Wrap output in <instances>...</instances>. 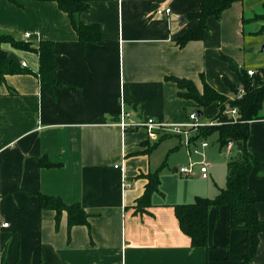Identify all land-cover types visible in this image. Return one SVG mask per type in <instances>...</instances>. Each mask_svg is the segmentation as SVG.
<instances>
[{
  "label": "crops",
  "instance_id": "obj_1",
  "mask_svg": "<svg viewBox=\"0 0 264 264\" xmlns=\"http://www.w3.org/2000/svg\"><path fill=\"white\" fill-rule=\"evenodd\" d=\"M199 2L89 0L80 18L99 25L101 40L83 49L56 2L0 0V33L33 48L52 41L59 82L48 91L39 81L37 53L2 45L30 71L0 80V264H242L245 231L228 229L225 205L208 211L206 247L191 246L174 214V204L214 197L226 178L215 169L207 178L198 172L183 178L174 161L180 145L164 140L181 135L151 136L144 127L122 130L116 123L121 106L132 121L185 123L195 106L178 94L172 77L191 80L198 90L203 79L232 98L225 81L237 88L240 81L221 55L239 67L264 66V50L246 51L264 42V35L251 34L262 21L250 20L263 12L262 0L233 2L207 18L202 39L177 45L176 38L197 24L187 15ZM166 8L169 13L157 14ZM205 109L210 122L217 104ZM248 148L264 157V121L251 124ZM221 152L227 162L235 149ZM41 157L54 165L41 166ZM163 164L160 192L151 195L150 206L135 211L147 182L143 175ZM248 184L264 220V164ZM37 193L80 203L89 224L68 229L62 211L56 225L55 211L41 209ZM247 264H264V231Z\"/></svg>",
  "mask_w": 264,
  "mask_h": 264
},
{
  "label": "trees",
  "instance_id": "obj_2",
  "mask_svg": "<svg viewBox=\"0 0 264 264\" xmlns=\"http://www.w3.org/2000/svg\"><path fill=\"white\" fill-rule=\"evenodd\" d=\"M13 1V0H10ZM54 1L59 9L65 12L70 24L75 31L83 49L88 44L101 40V29L97 24H88L81 20L80 14L87 10L89 0H39ZM235 1L241 0H200L199 7L187 15L188 19H194L197 24L176 38V43L183 46L190 40L202 39L207 28L206 21L210 16L218 17L223 10L231 6ZM263 12L255 15L250 20H261L260 28L251 33L255 36L264 35V0H262ZM9 44L13 48L21 50H34L38 55V77L42 86L51 91L53 85L58 84L54 78L56 50L50 40H42L37 48L31 47L28 42L16 39L9 34L0 33V80L7 74L25 73L30 70L20 64L9 62V52L2 48L3 44ZM264 44V42H263ZM231 69L237 74L240 81L242 94L236 97L238 88L225 81L229 89L234 93L232 98L219 93L202 79V89L198 90L191 80L171 78L179 88L178 94L186 100H191L195 110L204 114V110L211 104H217L218 111L213 117L212 125L200 126L194 134V139L206 138L216 132L218 134V146L220 150L232 143L236 150L226 162L225 186L212 198L196 196L192 202L177 203L173 205L174 214L178 220L181 231L190 238L191 246L206 247L208 232V211L211 207L218 208L225 205L228 209V229L242 228L245 231L243 244L245 253L239 257L242 264H247L254 257L257 249L258 234L264 231V220L257 215L256 201L253 189L248 184V179L254 169H261L264 157L251 153L248 148L250 126L253 123L263 121L264 106V66H257L248 74V68L239 67L231 58L221 55ZM235 107V118L225 113L226 108ZM41 166H53L45 157L39 160ZM144 174L147 182L143 193L136 199L135 211H142L150 206L151 195L159 191V174L161 168ZM39 207L55 211V223L57 225L62 211L66 212L67 226L70 229L75 225L89 224V214L80 203H64L59 197L37 193ZM18 264V263H16Z\"/></svg>",
  "mask_w": 264,
  "mask_h": 264
},
{
  "label": "built area",
  "instance_id": "obj_3",
  "mask_svg": "<svg viewBox=\"0 0 264 264\" xmlns=\"http://www.w3.org/2000/svg\"><path fill=\"white\" fill-rule=\"evenodd\" d=\"M170 9L166 8L164 11L161 9L157 10V14L162 13H169ZM31 35V32H25L23 34V38L27 39ZM22 66H25L24 62H21ZM248 74H252V70L248 69ZM243 92L242 88H238V91L235 93L236 97H239ZM225 113L230 115L231 117L235 118L237 115V109L235 107L229 108L227 107L225 110ZM132 114L125 110L123 106H121V111L118 115V119L116 121L117 125L121 127L122 130L129 129V128H136V127H144L147 130V133L151 136H154L155 134L159 133H165V131H170L172 134L181 135L183 134L185 139L182 143L185 147L188 148L190 153L193 154H200L202 156V159L198 162H195L193 160H189L187 165L180 166L176 169V172L181 176H187L192 177L196 176L197 172L198 175H200L202 178L208 177V168L209 163L206 161L204 154L200 151L208 146V143L205 140L200 141V144L197 146L195 142L192 141L191 136V129H198L200 126H204L206 124H200L198 121V114L195 109H193L187 117V121L182 124H175V125H167L164 123H161L159 121H156L153 118H147L142 120H131ZM263 121H264V106H263ZM214 123H217L215 121H210L207 123V125H212ZM2 226H7V223H3Z\"/></svg>",
  "mask_w": 264,
  "mask_h": 264
},
{
  "label": "rangeland",
  "instance_id": "obj_4",
  "mask_svg": "<svg viewBox=\"0 0 264 264\" xmlns=\"http://www.w3.org/2000/svg\"><path fill=\"white\" fill-rule=\"evenodd\" d=\"M255 15H257V14H255ZM262 45H263V43L258 48H255L253 51H250V52H249V50L251 49L252 46H248L246 48V51H248L247 54L257 55V50L261 49ZM255 47H257V46H255ZM192 109H195V108L194 107H190V110H192ZM205 110H207V109H205ZM188 111H189V109H188ZM198 121H199L200 124H207L208 122H206V121H208V118L206 117V115L203 114L201 116H198ZM197 130L198 129H196V130L191 129V136H192L191 139H192L193 142H195V144L197 146L200 144V141H202V140H205L208 143V147L206 148V152H205V155H204L206 161L209 163L208 170L210 169V171H211V169H215L216 173L219 171L221 173V176H223V178L225 179L226 178V166H225L226 158H225L224 154L221 152V150L219 149L218 142H217L218 134L216 132H214V133L208 135L206 138L194 139L193 136L197 132ZM169 139H172V140L176 141L177 145H180L178 150L174 151V152H178V154H175V158H174L176 166L180 167V166H183V165H187L189 160H193L195 162H198L199 160L202 159V156L200 157L199 154L190 153L188 148L181 144V141L183 142L184 139H185L183 134H181V136L167 137L164 140L168 141ZM195 140H197V141H195ZM227 148L229 150L233 149V148L236 150L235 146H233L232 143L227 144L226 149ZM181 177L187 178V179H191L194 176H192V177L181 176Z\"/></svg>",
  "mask_w": 264,
  "mask_h": 264
},
{
  "label": "water",
  "instance_id": "obj_5",
  "mask_svg": "<svg viewBox=\"0 0 264 264\" xmlns=\"http://www.w3.org/2000/svg\"><path fill=\"white\" fill-rule=\"evenodd\" d=\"M250 50H252V49H250ZM260 50H261V51L264 50V44L262 45V47H261ZM7 60H8L9 62H14V63H16V64H20L18 58H17L16 55H14L13 53H9V55H8V57H7ZM197 114H198V116H201V115H202L201 112H198Z\"/></svg>",
  "mask_w": 264,
  "mask_h": 264
}]
</instances>
